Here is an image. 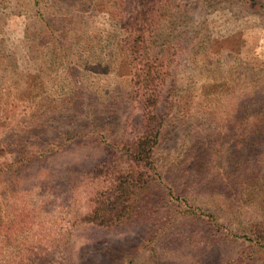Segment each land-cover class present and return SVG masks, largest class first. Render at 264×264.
<instances>
[{
  "label": "rangeland",
  "instance_id": "obj_1",
  "mask_svg": "<svg viewBox=\"0 0 264 264\" xmlns=\"http://www.w3.org/2000/svg\"><path fill=\"white\" fill-rule=\"evenodd\" d=\"M127 1L0 0V146L48 150L11 187L1 182L0 264H195L240 248L229 232V241L213 234L209 215L192 223L174 208L228 218L240 104L250 114L264 109V0H173L183 29L173 25L179 52L168 56L151 207L116 227L79 220L97 184L87 172L140 113L121 101L117 22ZM16 154H0V163Z\"/></svg>",
  "mask_w": 264,
  "mask_h": 264
},
{
  "label": "trees",
  "instance_id": "obj_2",
  "mask_svg": "<svg viewBox=\"0 0 264 264\" xmlns=\"http://www.w3.org/2000/svg\"><path fill=\"white\" fill-rule=\"evenodd\" d=\"M127 6L126 16H120L117 22L118 31L124 35L120 39L121 54L124 55L121 63L127 74V90L121 101L124 105L136 103L140 113L134 122L131 120L128 131L124 130V138L107 143L103 160L87 172L90 180H96L97 184L94 185L88 210L79 217L82 222L104 228L122 225L137 212L147 211L151 207L153 182L161 179L153 152L165 122L166 108L163 106L162 92L167 64L172 61L168 56L179 52V45L176 47L172 44H179L173 35L179 5L174 4L173 0H129ZM168 12L171 13L169 18L165 16ZM162 17L169 23L161 30L157 20ZM175 27L183 29L182 26ZM199 43L202 44V41L199 40ZM117 104L111 106L116 109ZM240 105L238 132L234 141L237 152L239 150V175L236 183L229 184L232 190L225 186L227 194L232 193L231 199L234 198L231 207L227 208L228 220L225 218L224 223L217 222L219 213H209L204 207L194 209L191 204L174 208L190 222L209 215L213 234L217 237L223 235L229 241L226 234L229 232L234 240H240V248L234 257L224 255L216 260L205 254L195 264L264 262V109L250 114L246 104ZM12 143L11 146L9 143L0 146V154L15 147L17 149L11 161L0 163V185L4 180L2 183L9 187L12 185L10 181L17 179L21 168L32 159L43 158L48 151L28 152L21 147V143ZM168 192L171 193L170 189ZM237 213L242 217L230 229L229 224L236 219ZM163 216L167 217L165 219L172 218L170 212H164ZM200 249L205 253L204 244Z\"/></svg>",
  "mask_w": 264,
  "mask_h": 264
}]
</instances>
